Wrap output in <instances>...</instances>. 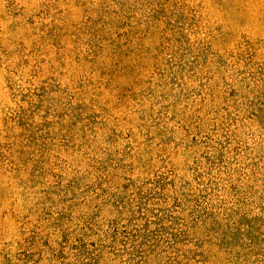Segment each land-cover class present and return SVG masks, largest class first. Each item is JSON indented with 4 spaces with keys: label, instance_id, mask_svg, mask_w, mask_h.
I'll return each mask as SVG.
<instances>
[{
    "label": "rangeland",
    "instance_id": "obj_1",
    "mask_svg": "<svg viewBox=\"0 0 264 264\" xmlns=\"http://www.w3.org/2000/svg\"><path fill=\"white\" fill-rule=\"evenodd\" d=\"M0 264H264V0H0Z\"/></svg>",
    "mask_w": 264,
    "mask_h": 264
}]
</instances>
